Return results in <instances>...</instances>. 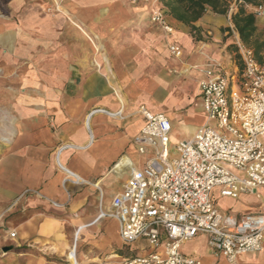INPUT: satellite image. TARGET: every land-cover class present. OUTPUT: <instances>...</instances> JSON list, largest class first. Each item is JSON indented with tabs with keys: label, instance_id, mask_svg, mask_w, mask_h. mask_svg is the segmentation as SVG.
<instances>
[{
	"label": "crops",
	"instance_id": "0c3cea01",
	"mask_svg": "<svg viewBox=\"0 0 264 264\" xmlns=\"http://www.w3.org/2000/svg\"><path fill=\"white\" fill-rule=\"evenodd\" d=\"M55 6L53 0H0V60L12 72L1 82L16 83L0 86V226L15 230L18 246L27 247L2 256L1 264L14 258L19 264L116 263L124 245L118 221L99 214L150 156L134 141L144 125L140 106L168 116L175 145L206 122L204 70L240 67L231 60L227 18L210 10L196 22L204 37L196 41L170 15L174 31L166 32L146 3L61 0ZM170 43L181 47V56ZM179 128L187 132L183 138ZM211 195L223 213L264 214V188L233 198L216 187ZM250 198L258 202L246 203ZM223 199L232 204L221 205ZM196 238L204 245L186 252L184 242L181 251L201 264H264V247L230 262L206 234Z\"/></svg>",
	"mask_w": 264,
	"mask_h": 264
},
{
	"label": "built area",
	"instance_id": "2783aa9c",
	"mask_svg": "<svg viewBox=\"0 0 264 264\" xmlns=\"http://www.w3.org/2000/svg\"><path fill=\"white\" fill-rule=\"evenodd\" d=\"M128 1L151 5L153 22L174 31L162 0ZM60 2L54 0L56 8ZM254 12L261 16L264 7L256 6ZM227 16L231 21V11ZM230 28L236 33L232 22ZM236 45L242 69L204 70L200 90L207 119L192 138L172 144L168 116L140 106L144 125L134 141L140 153L150 156L99 216L118 221L124 245L144 241L150 251L111 264H201L181 251L184 242L200 233L230 262L264 247V214L223 213L211 195L216 187L233 198L264 188V65L252 47L239 39ZM169 49L182 55L175 43Z\"/></svg>",
	"mask_w": 264,
	"mask_h": 264
},
{
	"label": "trees",
	"instance_id": "16d2710c",
	"mask_svg": "<svg viewBox=\"0 0 264 264\" xmlns=\"http://www.w3.org/2000/svg\"><path fill=\"white\" fill-rule=\"evenodd\" d=\"M167 13L178 22L190 28L192 37L203 40L202 29L196 25L208 10L218 16H227L231 11V22L238 33L240 41L253 48L259 63L264 65V39L256 37L259 29V17L250 6H263L264 0H162ZM232 45H229L231 48ZM243 65L240 64V69Z\"/></svg>",
	"mask_w": 264,
	"mask_h": 264
},
{
	"label": "rangeland",
	"instance_id": "374dc122",
	"mask_svg": "<svg viewBox=\"0 0 264 264\" xmlns=\"http://www.w3.org/2000/svg\"><path fill=\"white\" fill-rule=\"evenodd\" d=\"M53 2H54V0H53ZM263 15L258 16L259 20L261 19V17ZM226 18H227V21H228L229 24L224 29L228 31V35L227 36L231 37V41H232L231 44H230V45H232V47L230 49V51L232 53L231 60H237V64L240 67L241 62L239 61L237 45H236L237 40L238 39L240 40V38H239L237 32L234 33L231 30V28H230V22L231 21H230V19H228V16H226ZM259 29L260 30L256 33V37L259 38L260 40H262V39H264V28H261L259 26ZM228 69L229 68H226V70H228ZM8 73H12V72H10V68H9V71H6L5 66H4V62L2 60H0V86L2 84H4L8 88H13L16 85L15 82H9V81H7L5 83L1 82L5 78L4 75H8ZM186 134H187V132L185 130H183L182 128H179L176 131V135L179 138H183ZM262 140L264 142V137H263ZM245 202L246 203H250V202L252 203V202H258V201H257L256 198H250V199H247ZM220 204L221 205H230L232 203H231V201H229L227 199H223V200H221ZM263 205H264V203H263ZM13 231H15V230L9 229L8 227L0 226V264H1L2 256H4V255H13L12 253H15V252H18L21 249L24 250V249L27 248L26 246H23V245L18 246V242L16 240L17 233H16L15 237L11 236V232H13ZM7 234L9 235V238L8 237L5 238V236H7ZM202 245H204L203 239L196 238L194 240L185 242L183 244V250L186 251V252H192L197 247L200 248ZM146 246H148V245L145 242H137V243L131 244V245H123V249H122V252H121V257L117 258V262L124 261L125 259L133 258V257L137 256L139 253L142 252L140 250L145 249ZM4 247H10V249L7 250V251H4L3 250ZM10 264H19V259L18 258L12 259Z\"/></svg>",
	"mask_w": 264,
	"mask_h": 264
},
{
	"label": "water",
	"instance_id": "95a60500",
	"mask_svg": "<svg viewBox=\"0 0 264 264\" xmlns=\"http://www.w3.org/2000/svg\"><path fill=\"white\" fill-rule=\"evenodd\" d=\"M10 249V247H4V251H7V250H9Z\"/></svg>",
	"mask_w": 264,
	"mask_h": 264
},
{
	"label": "bare ground",
	"instance_id": "6f19581e",
	"mask_svg": "<svg viewBox=\"0 0 264 264\" xmlns=\"http://www.w3.org/2000/svg\"><path fill=\"white\" fill-rule=\"evenodd\" d=\"M5 138V137H4ZM10 139V138H9ZM9 142H7V144H8ZM60 165V164H59ZM69 173V172H68ZM13 228V227H12Z\"/></svg>",
	"mask_w": 264,
	"mask_h": 264
}]
</instances>
